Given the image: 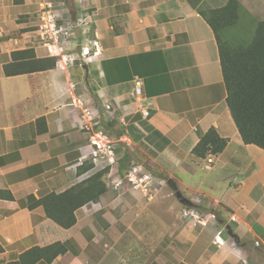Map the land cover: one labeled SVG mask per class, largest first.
<instances>
[{
    "label": "crops",
    "instance_id": "crops-1",
    "mask_svg": "<svg viewBox=\"0 0 264 264\" xmlns=\"http://www.w3.org/2000/svg\"><path fill=\"white\" fill-rule=\"evenodd\" d=\"M228 1L0 0V189L13 195L0 199V264L56 241L67 252L37 264H264V149L237 130L218 44L199 13ZM239 1L249 18L264 15V0ZM26 48L63 58L54 69L6 76L12 51ZM136 77L154 102L147 118ZM85 108L111 137H123L122 170L105 174V193L65 229L25 199L62 192L95 171L77 174L89 152L78 126ZM124 125L131 133L121 134ZM212 126L229 142L207 168L191 151ZM138 166L152 176L148 195L124 176ZM169 180L199 214L216 218L202 225L184 217Z\"/></svg>",
    "mask_w": 264,
    "mask_h": 264
},
{
    "label": "trees",
    "instance_id": "trees-1",
    "mask_svg": "<svg viewBox=\"0 0 264 264\" xmlns=\"http://www.w3.org/2000/svg\"><path fill=\"white\" fill-rule=\"evenodd\" d=\"M14 2L21 4L23 0ZM199 13L213 30L218 44L226 103L237 130L245 144H254L264 149V19L257 22L253 36L248 42H236L225 39L224 32L240 19L239 0H229L221 7L199 9ZM58 61L59 55L37 57L34 48L18 49L12 51L11 60L4 64V73L6 76H15L46 71L54 69ZM114 116H110L109 120L115 119ZM36 123L38 133L47 130L44 117L38 118ZM96 127L103 129V124L99 123ZM123 127L121 134L131 133L129 125ZM130 128L132 130V127ZM228 142L229 139L221 136L217 128L212 126L201 134L191 152L196 158L207 159L210 154L222 153ZM86 161L78 167L77 174L93 169V163ZM108 170H96L83 181L62 192H50L40 198L29 195L25 199V206L30 209L42 206L48 218L69 229L77 222L76 211L90 202H97L105 193L107 183L104 176ZM119 170H122V165ZM128 172L129 169L124 172V176ZM0 199L12 200L13 195L9 190L0 189ZM3 250L4 247L0 243V253ZM66 252V245L60 241L45 246L36 245L17 255L8 264H37L40 261L51 263Z\"/></svg>",
    "mask_w": 264,
    "mask_h": 264
},
{
    "label": "built area",
    "instance_id": "built-area-1",
    "mask_svg": "<svg viewBox=\"0 0 264 264\" xmlns=\"http://www.w3.org/2000/svg\"><path fill=\"white\" fill-rule=\"evenodd\" d=\"M82 52L87 56L90 54L88 48L83 49ZM134 95L137 103L138 110L144 118H147L150 115V110L154 106V102L149 97H146L143 93V82L140 78L136 77L134 79ZM110 116H113V113L109 111ZM124 122V121H123ZM99 123L95 121L93 113L90 112V109H83V115L79 121V127L81 130L88 133L89 138V152L84 154V160H90L96 170L109 169L108 173L118 171L119 167V158L117 157V146L120 143L124 142L123 137L113 138L107 134L102 128H97L96 126ZM207 168H210V163L214 161V155L210 154L207 157ZM125 178L134 184L135 187H139L143 192L148 195L151 188L152 176L143 170L141 167H132ZM122 179L115 183L116 186L122 184ZM151 182V183H150ZM165 184L166 181H163ZM184 217L193 219L197 224L206 225L208 222V217L216 218L215 214L209 213L204 216L199 214L195 208L191 206H185L182 211ZM258 244V243H257Z\"/></svg>",
    "mask_w": 264,
    "mask_h": 264
},
{
    "label": "rangeland",
    "instance_id": "rangeland-1",
    "mask_svg": "<svg viewBox=\"0 0 264 264\" xmlns=\"http://www.w3.org/2000/svg\"><path fill=\"white\" fill-rule=\"evenodd\" d=\"M240 15L241 16H240L239 21L235 25H233V26H231L225 30V32H224V38L225 39H229V40L236 41V42H248L253 36L255 26H256V22L259 20V18L264 17V15H263L262 17H259V18H256L255 20H253L247 16V12L244 9L241 10ZM45 35H47L50 38L48 33ZM80 52H82V51H80ZM60 58H63V57L61 55H59V59ZM78 69H79V72L81 70H82V72L83 71L85 72V68L82 66H80ZM90 81H92V80H90ZM107 134H109V133H107ZM109 135H111V134H109ZM117 148H118V146H117ZM141 162H143V161L141 160ZM122 181H124L123 178H122ZM150 185L152 186L153 182ZM165 185H167V183H165ZM184 194L186 195L187 193L184 192Z\"/></svg>",
    "mask_w": 264,
    "mask_h": 264
},
{
    "label": "water",
    "instance_id": "water-1",
    "mask_svg": "<svg viewBox=\"0 0 264 264\" xmlns=\"http://www.w3.org/2000/svg\"><path fill=\"white\" fill-rule=\"evenodd\" d=\"M86 67V72H88L87 71V65L85 66ZM168 184H169V186L173 189V191H174V194H175V196L177 197V199H178V201L180 202V203H182L183 205H185V206H191L192 205V201L188 198V197H186L180 190H179V188H178V186H177V184L175 183V182H173V181H171V180H169L168 181ZM226 229H227V231H228V233H229V235L230 236H232V237H234V238H238L237 237V235H235L234 233H233V230H232V228H231V226L230 225H227L226 226Z\"/></svg>",
    "mask_w": 264,
    "mask_h": 264
},
{
    "label": "clouds",
    "instance_id": "clouds-1",
    "mask_svg": "<svg viewBox=\"0 0 264 264\" xmlns=\"http://www.w3.org/2000/svg\"><path fill=\"white\" fill-rule=\"evenodd\" d=\"M83 50V49H82Z\"/></svg>",
    "mask_w": 264,
    "mask_h": 264
}]
</instances>
